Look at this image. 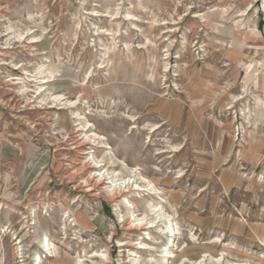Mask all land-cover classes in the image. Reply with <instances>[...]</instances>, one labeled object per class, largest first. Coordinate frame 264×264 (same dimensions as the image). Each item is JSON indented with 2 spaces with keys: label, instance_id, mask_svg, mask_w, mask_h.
<instances>
[{
  "label": "rangeland",
  "instance_id": "rangeland-1",
  "mask_svg": "<svg viewBox=\"0 0 264 264\" xmlns=\"http://www.w3.org/2000/svg\"><path fill=\"white\" fill-rule=\"evenodd\" d=\"M262 34L264 0H0V264H264Z\"/></svg>",
  "mask_w": 264,
  "mask_h": 264
},
{
  "label": "bare ground",
  "instance_id": "bare-ground-1",
  "mask_svg": "<svg viewBox=\"0 0 264 264\" xmlns=\"http://www.w3.org/2000/svg\"><path fill=\"white\" fill-rule=\"evenodd\" d=\"M168 48H170V47H168ZM251 67L252 66H250V67L248 66L247 70L249 68H251ZM81 120H80V122L78 124V127H79L78 131H82L83 132V131H85L88 128V124L86 123V121L81 122ZM85 139H86V141H90L89 143H91L92 141L95 143V140H94L93 137L87 136V138L85 137ZM101 144H103V141H101ZM97 145H99V144L97 143ZM102 147H103L102 149H105L103 157L101 159H97L94 156H92L91 162H92V165H93L94 169H97L99 171L105 170V174L106 175H102V178L103 179L105 178L109 182L108 184L110 185V188L107 191V193L109 195H113V196L118 193L120 195L118 197H123L125 193H129V194L136 193L135 196H137L138 198L141 199L142 198L141 193H144L146 191L148 185L145 186V184L143 185L142 183H139L137 178H136L137 179L136 181L132 180L131 179L132 176L129 177L128 179H127L126 176H123L122 172H124V171H128L129 172L127 163L124 160L117 158L116 153L113 151L112 148L109 147V145H108L107 148H105L104 146H102ZM111 169H112V171H111ZM117 169H119V172H118V175L117 174L115 175ZM131 172H129V173H131ZM121 195H123V196H121ZM122 204L125 207V211H126L127 215L129 216V219H133L132 222L134 224L135 229H137V230L143 229L142 228L143 226H147L148 227L147 229H152V228H154L156 226L157 222H154V221L146 222L147 221L146 219L149 216V213H148L147 210L144 212L145 213L144 217L135 218L136 205L128 198V196L123 199ZM159 206L160 205L153 206L154 209L150 208V209H153V210H150L149 212H155L159 208ZM163 208L164 207L161 206V208L159 210V212H160L159 218L167 220L164 223L166 228H167V234H166L167 238H166V246H165V249L163 251H164V254L168 257V255H170L169 248L174 245L173 244L174 243V238L177 235V232H176V229L174 228V226L172 225L171 219H169L170 218L169 215L164 211ZM35 218H36V216H35ZM35 223H36V220H35ZM147 239L149 240V238H147ZM35 241L40 246L41 250H44V251L46 250L49 253V255H48L49 257L53 256L52 252L50 251V249H51L50 248V240H49V238L46 235H44V234L37 235ZM140 245L141 246L138 249H141V250L149 249V246H148L147 243H142L141 242ZM100 255H102V254H100ZM91 257L92 258H94V257L97 258L98 256L97 255H93ZM99 257H102V258H105V259L107 258L105 255L99 256ZM46 258H47V256H46ZM79 258H80V256H78L75 264H83L84 263V260H81ZM43 259H44L43 255H41V254H39L37 252L33 256L32 264H42L43 263Z\"/></svg>",
  "mask_w": 264,
  "mask_h": 264
},
{
  "label": "crops",
  "instance_id": "crops-1",
  "mask_svg": "<svg viewBox=\"0 0 264 264\" xmlns=\"http://www.w3.org/2000/svg\"><path fill=\"white\" fill-rule=\"evenodd\" d=\"M255 43H261V44H264V35L262 34L260 37L257 38V41ZM260 56L257 57L250 65H252V71L251 72H254L256 71L257 72V77H258V91H256L257 93H261V95H257L255 96V105H256V109L260 111V114H261V110H260V104L258 103V101H264V47L263 48H260ZM250 73L247 74V76L249 75ZM251 77L252 74H250ZM255 86V85H254ZM256 87V86H255ZM260 90V92H259ZM258 97V98H257ZM263 116V119H262V122H264V115L262 114ZM257 118H259V115L257 116Z\"/></svg>",
  "mask_w": 264,
  "mask_h": 264
}]
</instances>
